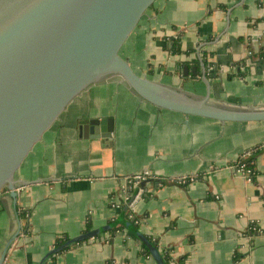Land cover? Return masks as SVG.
Here are the masks:
<instances>
[{
    "label": "crops",
    "instance_id": "1",
    "mask_svg": "<svg viewBox=\"0 0 264 264\" xmlns=\"http://www.w3.org/2000/svg\"><path fill=\"white\" fill-rule=\"evenodd\" d=\"M177 37L182 51L172 54L164 45ZM260 46L264 8L256 0H155L120 51L137 74L199 96L206 93L202 59L206 76L212 73L209 101L262 108L264 60L237 67ZM155 56L157 72L149 77L143 67ZM181 63L196 74L183 75ZM236 71L245 75L231 77ZM93 95L101 105L91 95L70 102L33 146L15 173V198L0 191V264H39L56 238L83 234L87 220L90 230L104 229L57 253V264H158L112 206L125 178L143 170L155 178L137 190L133 227L164 264H264V121L185 116L118 80ZM108 117L111 144L80 135L88 119ZM248 150H256L251 180L235 166ZM181 176L194 178L178 182ZM251 223L258 230L250 232Z\"/></svg>",
    "mask_w": 264,
    "mask_h": 264
},
{
    "label": "water",
    "instance_id": "2",
    "mask_svg": "<svg viewBox=\"0 0 264 264\" xmlns=\"http://www.w3.org/2000/svg\"><path fill=\"white\" fill-rule=\"evenodd\" d=\"M155 0H0V191L15 198V173L33 146L70 102L85 99L116 80L142 100L185 116L225 122L264 121V107L239 108L209 101V71L200 67L204 95L137 74L120 50ZM183 75L195 66H183ZM84 138L109 140L113 118H90L79 126ZM140 181L130 196L131 202ZM164 264L155 247L124 221ZM101 229L69 238L63 245L94 237ZM62 249V245L48 251ZM3 258V256H2ZM39 264H42V261Z\"/></svg>",
    "mask_w": 264,
    "mask_h": 264
},
{
    "label": "trees",
    "instance_id": "3",
    "mask_svg": "<svg viewBox=\"0 0 264 264\" xmlns=\"http://www.w3.org/2000/svg\"><path fill=\"white\" fill-rule=\"evenodd\" d=\"M256 2H257V4L259 6H263L264 5V0H256ZM164 46L172 54H178V53H181V51H182L180 49V41H179V38L178 37L175 38V39H172L171 42L166 41ZM188 52H190V51L188 50L187 53ZM260 60H264V50H263V46H260V48L257 51L249 50L248 51V54H247V58L245 60L241 61V63L237 64V67L238 68L241 67V66L248 67V65H251V64H253V63L257 62V61H260ZM184 65H187V63H181V64H179L180 67L178 69L182 68ZM216 68L218 70L220 68V66L217 65ZM244 75H245V72L244 71H236V72L230 74L231 77L232 76L242 77ZM254 151H256V150H252L251 154ZM250 155L248 157L244 158V159H240V161H242L254 173L253 167H252V161L253 160H252V158H251ZM4 189H6V188H3L2 190H4ZM127 191H128L127 192L128 193L127 202L126 203H123L121 205V207H120L121 209L120 210H121V213H123L125 215V217H128L127 220L129 221V224H131L133 226V225H136L137 224V218L134 217L132 219L133 214L131 213V207L128 204V202H129V199H130L131 194L134 191V188L132 186H130L129 188H127ZM25 213H26L25 211L19 210L18 211V216L22 218V217L25 216ZM90 227H91L90 226V223L87 220L84 233H87V232L91 231L90 230ZM119 227H122V225L119 226ZM108 228L109 229H112V230L116 229V227L112 223H111V225H108ZM255 230H258L257 229V225L255 223H251L250 226H249V231L250 232H253ZM66 240H68V238L66 236H61V237L56 238V240H55V242L53 244V247L51 249H54V248H56L58 246H61V245H62V249L59 250V251H57V252H55V253L48 254L43 259L42 264H57L56 263V259H55L56 254L57 253H60L63 250H66L69 247V245H70V244L69 245H63ZM83 241L84 240L77 241L76 243L79 244V243H82ZM142 249H143L144 253H146V254L149 253V250L147 249V247L144 244L142 245ZM164 257H165L164 258L165 260H170V257H168V253L167 252H165V256ZM238 257H239V255H235V259H237ZM107 264H114V263L112 261H107Z\"/></svg>",
    "mask_w": 264,
    "mask_h": 264
},
{
    "label": "built area",
    "instance_id": "4",
    "mask_svg": "<svg viewBox=\"0 0 264 264\" xmlns=\"http://www.w3.org/2000/svg\"><path fill=\"white\" fill-rule=\"evenodd\" d=\"M263 8H264V5H263ZM251 152H252V150H248L247 152L243 153L239 157V159L237 160V162L235 164L237 171H239L241 173V175L247 180H251V175L253 174V172L242 161H240V159H244V158L248 157L251 154ZM147 178H155L149 170H143L141 172L134 173L131 176H127L124 180V184L121 186V190L123 192L122 196H121L122 200L121 199H120L121 201L116 200L115 202L112 203V206L116 207V208H120L123 203L127 202V199H128L127 188H129L132 185L135 186L140 181L145 180ZM193 178H194L193 176H181V177L177 178V181L178 182H185V181L191 180ZM138 195L139 194L137 193L135 198ZM135 198L131 202H128L131 209H132V204H133Z\"/></svg>",
    "mask_w": 264,
    "mask_h": 264
},
{
    "label": "rangeland",
    "instance_id": "5",
    "mask_svg": "<svg viewBox=\"0 0 264 264\" xmlns=\"http://www.w3.org/2000/svg\"><path fill=\"white\" fill-rule=\"evenodd\" d=\"M120 53H121V55L122 56H124V53H123V50L122 51H120ZM154 59H149L150 60V63H151V66L150 65H145L144 64V67L143 68H145V70L147 69V71H148V67H149V72H147V75L149 76V77H151L155 72H157V69H156V67L155 66H153V60L155 61L156 60V58H160V57H158V56H155V57H153ZM131 62H129V64H130ZM131 65V67L133 68V70H135V72L136 73H139L138 71V66H136L135 64H130ZM142 67V66H141ZM152 70V71H151Z\"/></svg>",
    "mask_w": 264,
    "mask_h": 264
}]
</instances>
